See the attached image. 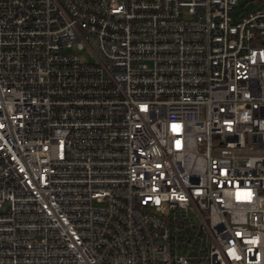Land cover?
Instances as JSON below:
<instances>
[{
  "label": "built area",
  "instance_id": "2783aa9c",
  "mask_svg": "<svg viewBox=\"0 0 264 264\" xmlns=\"http://www.w3.org/2000/svg\"><path fill=\"white\" fill-rule=\"evenodd\" d=\"M240 1L0 0V264H264Z\"/></svg>",
  "mask_w": 264,
  "mask_h": 264
},
{
  "label": "rangeland",
  "instance_id": "374dc122",
  "mask_svg": "<svg viewBox=\"0 0 264 264\" xmlns=\"http://www.w3.org/2000/svg\"><path fill=\"white\" fill-rule=\"evenodd\" d=\"M254 7L255 5L253 3V0H241L239 2L238 10H250L253 9ZM79 54L82 58H85L87 60L90 59V56L85 51H81Z\"/></svg>",
  "mask_w": 264,
  "mask_h": 264
},
{
  "label": "water",
  "instance_id": "95a60500",
  "mask_svg": "<svg viewBox=\"0 0 264 264\" xmlns=\"http://www.w3.org/2000/svg\"><path fill=\"white\" fill-rule=\"evenodd\" d=\"M261 0H257L255 3L257 4V3H259Z\"/></svg>",
  "mask_w": 264,
  "mask_h": 264
}]
</instances>
